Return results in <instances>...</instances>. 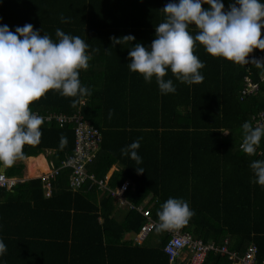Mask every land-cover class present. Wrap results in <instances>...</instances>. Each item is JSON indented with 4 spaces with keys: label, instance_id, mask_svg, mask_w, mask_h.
Returning a JSON list of instances; mask_svg holds the SVG:
<instances>
[{
    "label": "trees",
    "instance_id": "trees-1",
    "mask_svg": "<svg viewBox=\"0 0 264 264\" xmlns=\"http://www.w3.org/2000/svg\"><path fill=\"white\" fill-rule=\"evenodd\" d=\"M168 2L0 0V24L10 31L32 24L53 40L59 28L88 44L92 58L89 67L79 71V79L91 95L66 97L50 90L30 104L43 118L79 115L99 132L97 150L85 167L87 174L97 180L109 177L107 188L127 181L125 199L148 210L156 223L157 212L168 198L187 201L194 215L176 228L213 245L203 264H235L229 252L242 256L250 245L262 263L264 186L255 183L249 167L261 157L245 154L240 144L241 125L254 126V117L264 111L260 80L264 67L213 57L197 43L194 54L204 63L199 70L203 81L179 82L169 69L164 79H172L176 91L161 94L155 78L146 83L142 75L128 70L130 44L113 46L110 37L130 34L135 37L133 44L149 46ZM222 2L227 10L232 0ZM61 17L67 22L62 23ZM190 30L194 35L195 27ZM253 50L264 56V50ZM249 71L258 89L242 94ZM40 130L39 142L25 145L23 155L7 166L4 175L23 179L26 168L21 161L45 151L59 171L51 179L49 196L40 178L0 188L5 199L0 204V240L7 248L0 264H176L163 252L169 235L156 226L141 243L133 239L146 222L140 213L125 209L117 219L120 208L108 192L101 193L95 186L88 190L89 181L76 191L69 187L71 168L61 165L73 153L74 122L60 126L52 119L44 121ZM61 136L67 138L63 148ZM137 138L139 165L120 151ZM257 151L264 156V137ZM135 167L144 173L137 174Z\"/></svg>",
    "mask_w": 264,
    "mask_h": 264
},
{
    "label": "clouds",
    "instance_id": "clouds-1",
    "mask_svg": "<svg viewBox=\"0 0 264 264\" xmlns=\"http://www.w3.org/2000/svg\"><path fill=\"white\" fill-rule=\"evenodd\" d=\"M202 4L208 7L202 8ZM161 11L164 20L155 26V38L149 46L133 44L135 37L130 34L110 37L113 46L130 44L128 70L142 75L146 83L155 78L161 94L176 91L173 80L164 79L169 69L179 82L191 85L203 81L199 70L204 63L194 54L197 43L211 56L234 64H248L246 57L254 48L264 50V0H232L227 10L222 0H169ZM61 22L67 21L61 17ZM190 26L196 29L194 35ZM55 37L53 40L28 23L16 26L14 31L0 24V165H12L23 155L25 145L39 142L44 118L31 110L32 102L50 90L66 97L91 95V89L79 79V71L86 70L92 58L87 52L88 44L59 28ZM251 63L264 67L256 60ZM241 128V150L250 156L256 154L264 137V125L254 127L244 122ZM66 144L67 138L61 136L60 147ZM139 147L137 138L120 150L121 155L139 165ZM44 160L45 164L50 162ZM249 167L255 183L264 186V160H253ZM135 170L137 174L144 173L143 168ZM193 215L187 201L170 197L157 212L156 227L170 230L186 224ZM6 252L0 240V257Z\"/></svg>",
    "mask_w": 264,
    "mask_h": 264
},
{
    "label": "built area",
    "instance_id": "built-area-1",
    "mask_svg": "<svg viewBox=\"0 0 264 264\" xmlns=\"http://www.w3.org/2000/svg\"><path fill=\"white\" fill-rule=\"evenodd\" d=\"M261 34H264V28L261 29ZM246 60L249 62L256 60L264 63V56L257 55L253 50L248 54ZM250 73L251 72L249 71L244 77L242 94H254L258 89V84L252 81ZM260 80L264 82V75L260 77ZM52 119H55L60 126L64 123H75L73 153L66 161H63L61 165V168H71L69 187L72 191H76L89 181L88 190L93 186H95L100 192L107 190L108 194L114 199L119 208L135 210L140 213L146 219V222L140 227V230L134 239L137 243L142 242L157 223L149 218L148 210H142L140 207H135L125 199L124 194L128 182L125 181L118 187L107 188L106 185L109 177L97 180L93 175H89L86 172L85 167L87 163L91 161L92 153L97 150L98 143L100 142L99 132L91 127L88 122L82 120L79 115H76L73 118H67L62 115L44 117L45 122H50ZM258 125H264V111L259 112L254 117V126ZM256 155L264 160V156H262L260 151H257ZM46 164L47 171L38 178L42 180V188L46 196H49L52 188L51 179H54L55 175L58 174L57 172L59 171V168H55L51 162H47ZM16 182L17 180L14 178H7L3 173H0V188L11 187L15 185ZM164 232L169 235V238L163 247V252L171 262L177 260L183 251H187L190 256L189 264H203L207 251L213 249L212 244H204L201 240L194 239L189 234L181 232L179 228L164 230ZM220 251L228 253L225 247H221ZM229 255L234 260L235 264H264V262L258 263L256 248L254 245H250L242 256H238L233 252H229Z\"/></svg>",
    "mask_w": 264,
    "mask_h": 264
},
{
    "label": "crops",
    "instance_id": "crops-1",
    "mask_svg": "<svg viewBox=\"0 0 264 264\" xmlns=\"http://www.w3.org/2000/svg\"><path fill=\"white\" fill-rule=\"evenodd\" d=\"M47 152L48 153H50L49 151H45V153H42V154H39V155H42L44 158L45 157H47L48 156V154H47ZM45 154H47V155H45ZM39 155H37L36 157H38ZM36 157H28V158H25V159H23L21 162L25 165V168H26V175L24 176V178L23 179H20V178H18V177H12V178H14V179H16L18 182H17V184L18 183H22V182H24V181H27V180H31V179H37L38 178V176H36V177H29V173H28V170H27V160L28 159H33V158H36ZM7 168V166H3V165H0V173H3L4 174V171H5V169ZM46 168H47V164H46ZM114 169H112L111 170V172L113 171ZM40 173V172H39ZM45 173V172H44ZM100 192V191H99ZM105 192H107V190H104V191H102L101 193H105ZM4 196H0V204L1 203H3L4 202ZM122 213H121V212ZM125 211V209H121L120 208V210H119V212H120V214H119V212L117 211V214H116V216H117V219H120V217L122 216V214H123V212ZM163 232H164V230H162ZM151 233V232H150ZM150 233H149V235H150ZM149 235L147 236V237H149ZM147 237L145 238V239H147ZM135 238V236L133 237V239ZM154 239L153 240H151V243L153 244L154 243ZM141 243V242H140ZM188 258H189V255H188V252L187 251H183L182 253H181V255H180V257L177 259V261H176V264H188L189 263V261H188Z\"/></svg>",
    "mask_w": 264,
    "mask_h": 264
},
{
    "label": "bare ground",
    "instance_id": "bare-ground-1",
    "mask_svg": "<svg viewBox=\"0 0 264 264\" xmlns=\"http://www.w3.org/2000/svg\"><path fill=\"white\" fill-rule=\"evenodd\" d=\"M27 164H28L27 165V170H28L29 176H33L35 174H38L39 173L38 172V170H39L38 168L39 167H43V170H44L43 172L47 171L45 160H44V157L42 155H39L38 157L33 158V159H28L27 160Z\"/></svg>",
    "mask_w": 264,
    "mask_h": 264
},
{
    "label": "rangeland",
    "instance_id": "rangeland-1",
    "mask_svg": "<svg viewBox=\"0 0 264 264\" xmlns=\"http://www.w3.org/2000/svg\"><path fill=\"white\" fill-rule=\"evenodd\" d=\"M47 154L49 155L50 153L47 152ZM47 154H45V155H47ZM46 159L48 160L47 157H46ZM38 169H39L38 172H40L41 170H42V171H41L40 173H38V174H35V175H33V176H29V177H33V178H34V177H36V176L39 177V176H41L42 174H44V172H43V171H44V170H43V167H39ZM40 169H41V170H40ZM118 212H119V210H118ZM120 212H121V211H120ZM120 212H119V214H120ZM121 213H122V212H121Z\"/></svg>",
    "mask_w": 264,
    "mask_h": 264
}]
</instances>
